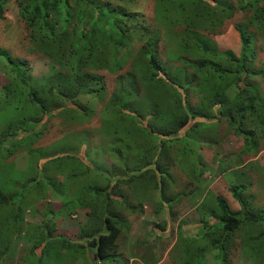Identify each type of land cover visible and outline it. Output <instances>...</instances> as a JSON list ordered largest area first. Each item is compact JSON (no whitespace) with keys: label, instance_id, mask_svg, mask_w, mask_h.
<instances>
[{"label":"trees","instance_id":"obj_1","mask_svg":"<svg viewBox=\"0 0 264 264\" xmlns=\"http://www.w3.org/2000/svg\"><path fill=\"white\" fill-rule=\"evenodd\" d=\"M9 1L0 0V19L5 18ZM16 3L18 16L26 27L32 48L48 57V70L35 78L29 73L25 59L15 58L0 46V57L6 60L12 74L9 84L0 86V115L4 111L3 122H0V162L4 165L5 158L9 156L29 153L31 164L24 172L42 175V179L32 187L42 181L47 182L52 191L61 194L59 199L63 201L67 213L78 214L80 209L84 213L77 234V239L84 242L71 243L64 239L63 245L67 249L57 245L64 253L72 249L79 256L88 249L93 260L100 264L111 256L122 257L120 233L124 229L132 231L123 223L125 216L122 211L137 206L130 201L123 187L129 188L135 196L137 194L133 190L143 191L144 186L148 192L158 189L159 201L155 197H147V194L143 196L146 200H154V208L162 209L165 219L171 220L172 204L182 196L173 191L176 189L174 164L178 167L180 161H175L172 155L175 151L176 155L183 157L187 146L169 134L183 128L190 118L203 115L204 109L200 105L205 100H209L212 107H225L220 114L222 110L217 108L218 117L232 120L236 115L232 124L236 128L239 125L248 134L242 138L249 147L252 142L257 145L253 136L263 137L264 100L258 99H264V95H260L264 93L253 79L263 75V69L257 66L253 69L251 63L254 62L256 36L259 35L264 42V0H236L235 4L230 0L157 1L159 22L173 26L172 21L175 20H169V16L174 14L177 22L185 25L183 32L186 35L204 27L220 28L236 10L247 13L244 21L235 22L241 43L239 59L229 51L217 52L215 45L197 41L195 45L201 51L218 61L227 62L230 67L220 68L213 63L192 61L200 70H211L205 73L202 82L190 77V81L184 84L171 75L170 66L159 57L157 43L149 39L155 30L143 24L139 13L128 12L120 5L111 6L103 0H16ZM144 36L146 42L139 43ZM124 40L128 43H123ZM121 45L124 52L119 51ZM133 45L137 50L132 55ZM127 57L132 68L123 73L121 70ZM180 58L185 63L191 62ZM135 60L141 62L143 70L138 77L133 72ZM99 69H109L118 74V84L116 92L100 110L106 138L99 137L100 141L96 144L92 136L91 143L89 130L76 129V124L68 121L90 120L95 99L103 102L105 81L94 72ZM229 74L235 75L238 86L232 98L221 93ZM167 77L179 83L180 89L175 90L171 85L160 82ZM138 83L147 87L150 98L142 95L143 105L133 110L126 109L124 97L115 99L122 91L127 92V96L137 93L133 85ZM194 88L197 90L194 91ZM17 110L22 112L20 116H16ZM10 111L13 115H9ZM246 116L257 125L255 131L240 125ZM50 118L53 119L51 123L47 122ZM63 121L62 132L57 134ZM196 124L186 129L185 133L193 130ZM44 132L54 133L53 137L46 143H39L47 134ZM93 134L98 136L95 129ZM98 150L107 152L113 158L109 166L93 160L91 154ZM198 170V179L192 182L178 168L187 182L194 184L189 192L199 197V200L189 197L196 204L198 224L184 222L176 227L178 236L179 228L183 229L184 237L181 238L187 246V255L179 264H233L230 255L237 246L248 258V263L253 258H259L264 263V208L255 206L245 195L247 187L244 184L229 186L230 197L238 204V207H233L227 196L212 189L211 181L201 183L202 168ZM170 181L174 184L168 188ZM137 197L142 199L139 195ZM199 201L201 203L197 205ZM5 203L0 184V206ZM141 205L138 206L141 208ZM154 219L157 221L156 214ZM171 222L162 221V225L156 222L151 230L163 232L170 229L167 236L171 237ZM99 224H103L106 232H100ZM46 228V234L55 230L53 225H46ZM193 229L197 236L185 235L192 233ZM190 240L199 241L200 246L192 249L193 242ZM49 253L44 252L41 257Z\"/></svg>","mask_w":264,"mask_h":264},{"label":"rangeland","instance_id":"obj_2","mask_svg":"<svg viewBox=\"0 0 264 264\" xmlns=\"http://www.w3.org/2000/svg\"><path fill=\"white\" fill-rule=\"evenodd\" d=\"M103 1H106L111 6L120 5L121 8L128 12H136L142 15L143 24L155 30V32L152 31L153 34L149 39L157 43L161 54L159 57L162 58L164 64L170 66L171 75L182 84L185 81H190V77L196 78L197 80L195 81L202 82L205 73L211 70V68L200 70L196 64L197 61L213 63L220 68L230 67L227 62L218 61L201 51L195 45L197 41L209 43L212 46L215 45L219 48H215L217 52L229 51L238 59L240 57L239 44L241 43L238 40L235 22L245 20L247 13L243 11L236 10L231 17L224 20L220 28L204 27L190 35H186L183 32L185 25L177 22L174 14L169 16V20H175L172 21L173 26L163 25L159 22L157 19V14L160 12L157 10L158 0ZM230 1L234 4L236 3L235 0ZM258 36H256L255 41L254 62L251 63V66L253 69H255V66L263 69V75L253 79L257 81L260 90L264 93V42ZM145 42L146 36L139 43ZM123 43H128V40H124ZM0 46L15 58L25 59L29 65V73L33 77L39 78L47 72L48 57L42 54L43 52L32 48L27 37V31L20 22L16 0L9 1L5 18L0 19ZM133 47L132 55L137 50L134 45ZM119 51H125L122 45ZM180 57L187 58L191 62L185 63ZM124 65L121 71L128 73L132 68L131 60H128V57ZM183 68L188 75L185 74ZM133 72L136 77L143 73L141 62L138 60L134 61ZM98 73L103 75L106 85L103 102L95 99V103L92 105L94 113L90 120L76 122L69 119L68 121L76 124V129L89 130L91 133L90 141L92 143V136L96 144L100 141L99 137L106 138L103 132L104 121L100 110L103 103L107 102L110 96L116 92V85L118 84V74L108 70H100ZM11 76L12 74L9 72L6 60L0 57V86L9 84ZM235 78L233 74H229L225 78L223 82L225 88L221 92L223 96L232 98L235 95L238 90ZM160 82L171 85L175 90L180 89L179 83L168 77L161 79ZM133 90L137 91V93H130L127 96V92L124 93L122 91L115 100H121L124 97V103L126 104L124 107L133 110L144 104V98H150V95L147 94V87H142L140 83L133 85ZM196 90L194 88V91ZM142 95H144V98ZM195 100L197 101V97H195ZM258 100L263 101L264 99L259 98ZM218 101L223 103L221 100ZM200 106L204 109L203 115L190 118L183 128L169 134L171 137L179 138V143L187 146V152L183 157H180L179 154L176 155L175 151L172 155V158L175 157V161H180L178 167L174 164L173 173L176 176V189L173 191L175 194L180 193L182 196L176 202L173 201L171 220L165 219L162 209L154 208V200H146V197L144 198L143 196V194H147V197H155V200L159 201L158 189L149 190L148 192L144 186L143 191L140 189L133 190L137 196L142 197V199L138 200V197L131 193L129 188L123 187L129 195L130 201L137 205L132 210L122 211L125 216L123 223L132 231L124 229L120 233V254L122 257L111 256L108 260L103 261V264H179V261L186 257L187 246L183 238H181V236L184 237L183 229L179 228V237L176 227L184 222L198 224L199 215L195 209L196 204H193L189 197L198 200L199 197L197 195L193 196L192 193L187 191L194 184L187 182V179L179 173V167L192 182L198 179V169L201 167L203 175L200 177L201 183H210L211 181L213 184L212 189L216 193L222 192L225 197L227 196L233 207H238V204L231 199L229 186L239 184L242 186L241 184H244L247 187L245 195L253 201L255 206L264 208V135L262 138L256 135L253 136L257 140V145L254 146L252 142L249 147L242 138V136L248 134L239 125L236 128L232 124L236 115L232 120H225L223 116L218 117L215 111L221 109L222 111H219L220 114V112L225 111V107L221 106L218 108L217 105L212 107L209 100H205V103ZM8 113L13 115V111ZM206 113L213 116H208ZM21 114L22 112L20 113L17 110L16 116ZM3 118L4 111L0 115V122H3ZM53 118L56 119L57 117ZM262 118L264 122V117ZM242 120L241 126L243 124L247 130L254 128L255 131L257 125L249 117L246 116ZM47 122L51 123L53 119L50 118ZM143 122L146 124L145 120ZM195 122L197 124L192 127L193 130L186 134L185 130ZM189 124L191 125L188 126ZM63 126L64 121L60 123L57 134L62 132L60 129ZM94 129L98 132V136L93 134ZM44 133L47 134L43 136L39 143L48 142L54 134ZM247 147L249 149H246ZM91 155L93 160L101 165L109 166L113 160L107 152L101 150L96 153L92 152ZM4 162V165L0 162V184L7 203L0 206V226L3 225L2 229H0V264H100L98 261L93 260L92 252L88 249L83 250L79 256L75 255L72 249H68L64 255L56 253L61 251L57 245L67 249L66 245H63L64 239L71 243L74 241L84 242V240L77 239L78 225L83 221L84 213L80 211L81 209L77 210L78 214L73 217L77 218L80 215L78 217L79 220H69L68 216L70 214L67 213L63 201L59 199L61 194L52 191L50 184L42 181L32 187L40 178L42 179V175L38 174V172L36 174L24 172L27 166L31 164L29 153L9 156L5 158ZM204 170L213 173L214 176L217 174L218 178L211 180L208 174L204 173ZM173 184L174 181H170L167 187L170 188ZM139 185H142V183H139ZM130 187L132 188V186ZM169 203L171 204L172 200ZM200 203L199 201L197 205ZM139 204H142L141 208L138 206ZM156 210H159V212L156 213ZM96 211L98 212L99 210L96 209ZM155 214L157 221L154 219ZM162 221L165 223L172 221L173 232L171 237L167 236L171 232L170 229L163 232H159L156 229L151 230L154 223L157 222L162 225ZM46 225L51 227L53 225L55 230L52 234H46ZM99 226L101 227L100 232H106L103 224H99ZM62 233L67 236L62 235ZM185 235L189 237L197 236L194 229L192 233H185ZM190 241L193 242L192 249H196L197 245L200 246L199 241ZM52 245L54 248H52ZM44 252H50L49 257H41ZM231 252V262L233 264L248 263V258L241 253L240 247L237 246ZM248 264L264 263L259 258H253L252 261L249 260Z\"/></svg>","mask_w":264,"mask_h":264},{"label":"clouds","instance_id":"obj_3","mask_svg":"<svg viewBox=\"0 0 264 264\" xmlns=\"http://www.w3.org/2000/svg\"><path fill=\"white\" fill-rule=\"evenodd\" d=\"M236 1V0H235ZM5 13H6V11H5ZM245 13V12H244ZM20 19V18H19ZM20 22L23 24V27H25V25H24V23H23V21L20 19ZM25 29H26V27H25ZM27 31V30H26ZM29 40V39H28ZM100 70H108V71H110L109 69H99V70H95L94 72H96L97 74H99V75H101L102 77H103V75L102 74H100V73H98V71H100ZM104 78V77H103ZM105 81V80H104ZM204 173H207L208 174V177L209 178H211V180L212 179H214V178H218V176H217V174L214 176V174L213 173H211V172H208V171H205L204 170ZM190 184H193V183H190ZM187 186H188V184H186ZM192 189V187L190 188V189H188L187 191L189 192L190 190ZM185 197H187V196H185ZM190 206V205H189ZM71 216V217H70ZM73 216H75V214L73 215H69L68 217H69V220H75L76 221V219H75V217H73ZM78 226H80V224L78 225ZM79 228V227H78ZM77 234H78V231H77ZM59 235V234H58ZM62 235H65V234H63L62 233ZM65 236H67V235H65ZM57 254H59V255H64L65 253L61 250V251H57L56 252ZM46 257H49V254L48 255H45ZM230 257H231V255H230Z\"/></svg>","mask_w":264,"mask_h":264},{"label":"crops","instance_id":"obj_4","mask_svg":"<svg viewBox=\"0 0 264 264\" xmlns=\"http://www.w3.org/2000/svg\"><path fill=\"white\" fill-rule=\"evenodd\" d=\"M7 264H11V263H7Z\"/></svg>","mask_w":264,"mask_h":264}]
</instances>
